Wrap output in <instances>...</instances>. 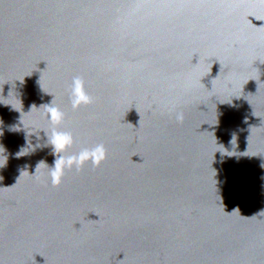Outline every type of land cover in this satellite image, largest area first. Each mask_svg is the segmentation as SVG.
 I'll use <instances>...</instances> for the list:
<instances>
[{"label":"water","instance_id":"95a60500","mask_svg":"<svg viewBox=\"0 0 264 264\" xmlns=\"http://www.w3.org/2000/svg\"><path fill=\"white\" fill-rule=\"evenodd\" d=\"M262 212V0H0V264H264Z\"/></svg>","mask_w":264,"mask_h":264},{"label":"clouds","instance_id":"9594fccd","mask_svg":"<svg viewBox=\"0 0 264 264\" xmlns=\"http://www.w3.org/2000/svg\"><path fill=\"white\" fill-rule=\"evenodd\" d=\"M262 2H264V0H262ZM68 99L73 111H78L81 107H87L93 103V97L87 93L85 81L81 76L73 77ZM33 107L35 106L33 105ZM42 108L45 110V118L48 119L52 125L50 134L45 132V135L47 136V144L50 145L52 149L51 154L55 157L53 166H47L49 168V177L53 187L61 185L66 171L75 169L79 172L89 163L93 168H97L106 160L107 152L103 143H98L90 148L81 147L78 152L68 155V150L72 148L75 143L74 137L70 132L58 130L59 126L65 120V113L55 106L54 99L49 105H44ZM182 118V114H178L177 119L180 120ZM41 164L45 163L41 161L37 168Z\"/></svg>","mask_w":264,"mask_h":264}]
</instances>
